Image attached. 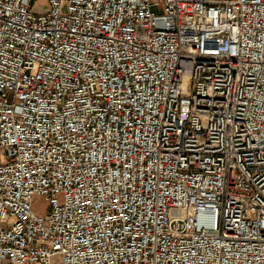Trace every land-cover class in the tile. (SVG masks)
I'll use <instances>...</instances> for the list:
<instances>
[{
  "label": "built area",
  "instance_id": "obj_1",
  "mask_svg": "<svg viewBox=\"0 0 264 264\" xmlns=\"http://www.w3.org/2000/svg\"><path fill=\"white\" fill-rule=\"evenodd\" d=\"M55 257L264 264V0H0V260Z\"/></svg>",
  "mask_w": 264,
  "mask_h": 264
},
{
  "label": "rangeland",
  "instance_id": "obj_2",
  "mask_svg": "<svg viewBox=\"0 0 264 264\" xmlns=\"http://www.w3.org/2000/svg\"><path fill=\"white\" fill-rule=\"evenodd\" d=\"M44 1L45 0H35V4L39 6L40 4H43ZM155 11H158V8H155ZM33 208L36 210V212L40 214H45L49 209V205L47 204L46 199L42 195H36L33 198ZM54 261L56 262L55 264H57L58 257H55ZM7 263H8V260L6 258L0 260V264H7Z\"/></svg>",
  "mask_w": 264,
  "mask_h": 264
}]
</instances>
